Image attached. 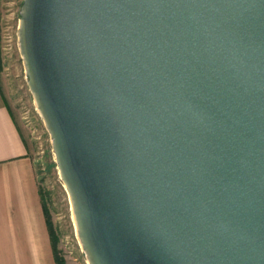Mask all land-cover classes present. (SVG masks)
Here are the masks:
<instances>
[{
    "label": "water",
    "instance_id": "water-1",
    "mask_svg": "<svg viewBox=\"0 0 264 264\" xmlns=\"http://www.w3.org/2000/svg\"><path fill=\"white\" fill-rule=\"evenodd\" d=\"M17 38L88 264H264V0H22Z\"/></svg>",
    "mask_w": 264,
    "mask_h": 264
},
{
    "label": "rangeland",
    "instance_id": "rangeland-1",
    "mask_svg": "<svg viewBox=\"0 0 264 264\" xmlns=\"http://www.w3.org/2000/svg\"><path fill=\"white\" fill-rule=\"evenodd\" d=\"M21 1L0 0V92L32 160L57 255L63 264H88L76 236L70 201L54 161L49 134L26 83L17 38Z\"/></svg>",
    "mask_w": 264,
    "mask_h": 264
},
{
    "label": "crops",
    "instance_id": "crops-1",
    "mask_svg": "<svg viewBox=\"0 0 264 264\" xmlns=\"http://www.w3.org/2000/svg\"><path fill=\"white\" fill-rule=\"evenodd\" d=\"M0 264H54L33 163L1 92Z\"/></svg>",
    "mask_w": 264,
    "mask_h": 264
},
{
    "label": "trees",
    "instance_id": "trees-1",
    "mask_svg": "<svg viewBox=\"0 0 264 264\" xmlns=\"http://www.w3.org/2000/svg\"><path fill=\"white\" fill-rule=\"evenodd\" d=\"M43 210V215H44V219H45V224L47 226V230L49 233V238H50V243H51V250H52V254H53V260H54V264H63V260L61 257H59L55 251V245H54V239L52 236V233L50 231V222L48 220V218L45 215V209L42 207Z\"/></svg>",
    "mask_w": 264,
    "mask_h": 264
}]
</instances>
